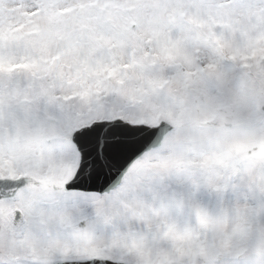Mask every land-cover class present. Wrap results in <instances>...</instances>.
<instances>
[{
    "label": "snow or ice",
    "instance_id": "snow-or-ice-1",
    "mask_svg": "<svg viewBox=\"0 0 264 264\" xmlns=\"http://www.w3.org/2000/svg\"><path fill=\"white\" fill-rule=\"evenodd\" d=\"M0 264H264V0H0Z\"/></svg>",
    "mask_w": 264,
    "mask_h": 264
}]
</instances>
